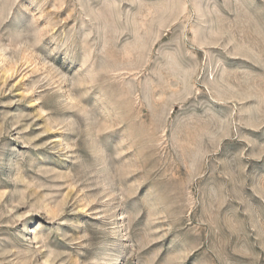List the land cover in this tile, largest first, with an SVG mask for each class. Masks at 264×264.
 I'll return each instance as SVG.
<instances>
[{
    "label": "rangeland",
    "instance_id": "obj_1",
    "mask_svg": "<svg viewBox=\"0 0 264 264\" xmlns=\"http://www.w3.org/2000/svg\"><path fill=\"white\" fill-rule=\"evenodd\" d=\"M0 264H264V0H0Z\"/></svg>",
    "mask_w": 264,
    "mask_h": 264
}]
</instances>
